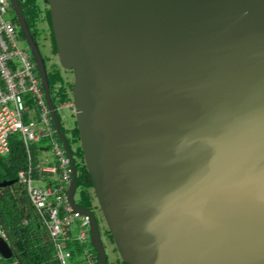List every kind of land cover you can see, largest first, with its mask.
I'll use <instances>...</instances> for the list:
<instances>
[{
    "label": "water",
    "instance_id": "water-1",
    "mask_svg": "<svg viewBox=\"0 0 264 264\" xmlns=\"http://www.w3.org/2000/svg\"><path fill=\"white\" fill-rule=\"evenodd\" d=\"M71 179L45 65L20 14ZM78 146L124 264H264V0H47ZM13 181H1L0 188ZM10 248L0 236V258Z\"/></svg>",
    "mask_w": 264,
    "mask_h": 264
},
{
    "label": "built area",
    "instance_id": "built-area-1",
    "mask_svg": "<svg viewBox=\"0 0 264 264\" xmlns=\"http://www.w3.org/2000/svg\"><path fill=\"white\" fill-rule=\"evenodd\" d=\"M9 9L8 1L0 0V156L9 152V139L17 136L26 163L16 171L15 182L26 192L29 205L48 233L59 264L69 258L65 246L71 240L83 246L81 259L85 264H97L88 242L89 219L67 204L71 179L68 161L54 133L35 64L20 46L15 20L7 19ZM53 107L61 127L63 110L73 115L71 96ZM63 129L71 139V127L63 125ZM42 139L45 142L37 145Z\"/></svg>",
    "mask_w": 264,
    "mask_h": 264
},
{
    "label": "trees",
    "instance_id": "trees-1",
    "mask_svg": "<svg viewBox=\"0 0 264 264\" xmlns=\"http://www.w3.org/2000/svg\"><path fill=\"white\" fill-rule=\"evenodd\" d=\"M23 6L25 7V14H28L30 18H37L41 13L40 8L35 4L34 0H24ZM43 16L48 25H50L48 9L44 10ZM50 41L52 53H55L56 50L51 33ZM45 75L47 76L52 105L55 106L58 100L68 99L69 95L66 89L69 90L71 84H66L63 81L57 69L51 68L50 71L45 72ZM56 118L60 121L57 114ZM60 131L65 137L66 146L69 148L72 156L76 175L75 188L78 189V205L86 210H90L94 195L91 191V185L81 158L75 124L70 129L71 139H69L63 128L60 127ZM73 143H76V147L72 146ZM8 149L9 152L5 156H0V182L15 180L16 171L21 169L26 163L24 150L17 136L13 135L9 139ZM104 231L108 241L112 244L108 231ZM0 234H3V238L11 251L10 258H0V264L11 262H15L16 264H59L48 233H46L40 219L37 218L32 205H29L26 192L17 182L0 188ZM65 247L70 253L69 258L65 260V264H85L84 260L81 259L82 245L71 240L66 243ZM91 251L94 254L93 249ZM114 264L124 263L120 259H117Z\"/></svg>",
    "mask_w": 264,
    "mask_h": 264
},
{
    "label": "rangeland",
    "instance_id": "rangeland-1",
    "mask_svg": "<svg viewBox=\"0 0 264 264\" xmlns=\"http://www.w3.org/2000/svg\"><path fill=\"white\" fill-rule=\"evenodd\" d=\"M34 2L40 8V10L48 9L47 0H34ZM12 17H13V13H12L11 9H9L7 19H11ZM42 27H43V29L46 32L47 31L46 30V26L42 25ZM20 46L23 47V44L20 43ZM49 62L56 64V66L59 68L58 72L61 74V76L63 78V81L66 84H71L72 83L73 75H71L70 71L67 72V71H65V70L60 68V66L58 65V62L56 61L55 54H53L50 57ZM66 90L68 92V95H70V90H68V89H66ZM57 115L59 117L58 113H57ZM62 118H63V120H61V128H63V125H65L66 127H68L70 129V127L72 128L73 125L75 124L73 115L71 113L69 114V112H67L66 110H63ZM44 142H45V140L42 139V141L38 142L37 145H42ZM72 146L76 147V143H73ZM73 160L76 161L75 158H73ZM74 189H75V191H74V194H73V200H74L75 203L78 204V189H76V188H74ZM91 191H92V189H91ZM92 204H93V206L95 208H94V210H92V209H90V210L92 211V214H93V216L96 219V224H97V227H98V231L100 232L101 243L104 246L105 257L107 259V264H114L115 261L118 258V255H117L116 251H114V245H112L108 241V239H107V237L105 235V231H104V230H106L105 224H104L103 218L100 216V212H99V209L97 207V203H95L94 197H93V200H92Z\"/></svg>",
    "mask_w": 264,
    "mask_h": 264
},
{
    "label": "flooded vegetation",
    "instance_id": "flooded-vegetation-1",
    "mask_svg": "<svg viewBox=\"0 0 264 264\" xmlns=\"http://www.w3.org/2000/svg\"><path fill=\"white\" fill-rule=\"evenodd\" d=\"M16 1L18 3V6L20 7V14H21L22 20L25 21L28 34L30 36V42L33 45V47L36 48V50L38 51V54L40 55L42 61L44 62L45 72L50 71L51 68L57 69V71H59V68L56 66L55 63L49 62V59L53 54H55L56 56V52L52 53L51 41H50L51 32L49 31L50 25H48L46 19H44V16H43L44 10H41V13L37 18L36 17L30 18L28 14H25V7L23 6L24 0H16ZM42 25L46 26V30H47L46 32L43 29ZM15 30H16L17 35H19L20 37L21 44H23V48L26 49L27 53L30 55V48H28L29 47L28 44L23 39L22 34H20L17 24H16ZM59 76H61L60 73H59Z\"/></svg>",
    "mask_w": 264,
    "mask_h": 264
}]
</instances>
